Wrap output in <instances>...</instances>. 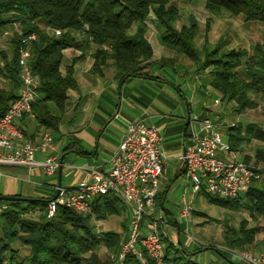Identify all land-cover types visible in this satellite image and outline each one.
I'll return each mask as SVG.
<instances>
[{"label":"trees","instance_id":"trees-1","mask_svg":"<svg viewBox=\"0 0 264 264\" xmlns=\"http://www.w3.org/2000/svg\"><path fill=\"white\" fill-rule=\"evenodd\" d=\"M197 1L0 0V37L12 25H20L19 32L10 41L11 52L0 51V77L9 84L7 89L0 90V119L19 97L22 86L19 66L21 41L33 34L37 40L31 45L30 64L39 79V86L38 99L32 104V114L39 127L53 136L60 134L62 117L68 107V92L78 87L74 65L67 68L65 75L61 72V66L64 51L75 46L79 36L86 39L81 48L94 51V64L90 70L92 75L104 78L109 62H112L111 68L120 74L122 84L130 78L163 81L153 75L154 69L176 63L165 58L154 60L153 48L148 40L151 16L160 29L162 45L188 59L199 71L209 70L212 88L225 101L234 102L237 113L256 109L258 103L252 99V95L264 98V35L253 54L247 50H225L222 41L211 47L207 39L199 49L195 45L200 30L196 17H190L189 25L177 28L182 21L177 3L193 4ZM204 1L210 15L206 20L207 32L211 30L213 18L220 17L223 11L233 17L243 16L248 22L264 24V0ZM38 21L45 22L48 29H42ZM54 30H61L62 34L57 36L52 32ZM51 105L60 115L52 112ZM228 134V144L236 153L244 143L253 140L264 143V130L255 123L246 126L236 124ZM77 146L72 143L64 148L61 156L63 165L71 153L82 158L98 154L88 153ZM244 162H253L254 166L264 164V146L257 149L254 161L246 158ZM259 172L264 174V171ZM63 175L64 168L62 180ZM263 180L254 181L249 191L237 198H223L204 189L201 194L211 205L235 211L245 209L257 220L264 218V190L259 186ZM53 187L51 196L47 198H36L33 202H3L8 209L0 214V264H118L122 244L127 238L113 232L97 233L95 222L121 216L126 205L109 195L95 200L91 213L87 215L72 208L59 207L55 217L50 219L47 211L48 204L56 194L55 185ZM160 206L161 202L158 204ZM33 211L39 212L38 219L29 217ZM258 232L259 228L250 226L246 219L241 221L238 229L228 222L224 225V246L230 251L247 250L255 243ZM162 241L165 245L164 262L196 264L167 237H162ZM18 243L29 248V255L19 257V251L15 249ZM101 247L115 255L116 261L103 262L99 255ZM147 261L148 264H157L149 257ZM123 264L141 263L129 255Z\"/></svg>","mask_w":264,"mask_h":264},{"label":"built area","instance_id":"built-area-1","mask_svg":"<svg viewBox=\"0 0 264 264\" xmlns=\"http://www.w3.org/2000/svg\"><path fill=\"white\" fill-rule=\"evenodd\" d=\"M60 36L61 30L52 31ZM37 40L35 34L21 41L19 66L21 68V90L16 101L10 104L6 115L0 119V166L23 167L29 171L42 170L49 177H56L61 167L57 143L53 135L45 130L29 136L16 125V121L32 114V104L38 99L39 79L30 64L31 45ZM211 120L200 121L192 131L190 143L184 144L181 159L186 166L185 178L195 194L204 189L207 193L223 198H237L247 193L254 181L262 179L259 170L239 159L228 143L223 141L222 129L232 128ZM224 152L228 160L218 158ZM39 154L43 157H39ZM168 157L162 147L160 129L149 125L144 118L127 125L119 147L113 152L109 168L103 165L72 167L75 174H84L70 186L58 187L55 182V197L48 204V218L55 217L59 207H68L78 213H91V205L101 197L112 195L122 201L130 212V230L122 244L118 264H123L130 255L141 264H148L147 257L164 263L166 219L155 215V199L159 185L167 173ZM8 205L0 202V214ZM192 212L185 205L183 215ZM239 262L264 264V253L232 251ZM147 256V257H146Z\"/></svg>","mask_w":264,"mask_h":264},{"label":"crops","instance_id":"crops-1","mask_svg":"<svg viewBox=\"0 0 264 264\" xmlns=\"http://www.w3.org/2000/svg\"><path fill=\"white\" fill-rule=\"evenodd\" d=\"M37 24L42 29H48L46 23L43 21H38ZM206 39L207 38H205V40ZM85 40V37L79 36L77 39V44L64 51L63 63L61 66V72L65 75L67 68L71 65H74L75 79L77 81L78 87L76 90H70L68 92L69 100L65 116L68 117L71 114L72 116L73 114H77L79 112V107L84 105V110L81 111L82 117L80 123L74 126V119H70L68 123L70 127L79 129L87 126L90 119L94 118V115L92 116L93 111L98 108L101 109L99 99L102 98L107 92L108 86L111 87L112 90H116L118 89V82H121L122 80L120 74L113 68H111L113 64L112 62H109V69L106 70L104 78L94 76L90 73V70L94 64V59L92 56L94 51L84 50L81 48ZM220 41L223 42V39H220L219 42ZM209 45L211 46L210 43ZM224 49L230 50L226 49L225 46ZM247 51L249 52V50ZM155 57L156 56L154 53V60L158 61L164 58L161 57L157 59ZM192 65L195 66L193 63ZM182 68L187 70V74L189 72L194 74L196 79L198 80H201L204 77H206V80H209L208 87L210 88L211 92L216 95L214 103L215 106L226 104L222 113H215V119L216 121H218L215 123L219 125L224 124L226 126H234L238 124L236 119L245 117L247 115L246 112L237 113L235 111L236 104L234 102L225 101L223 99V96L212 88V79L209 70L202 72L199 71V68L197 66H195L194 69H191V66L190 68ZM130 79H127L122 84V86H125ZM153 82L164 83V80ZM202 88L205 87L202 86ZM205 89L206 92L210 94L208 92L209 89ZM252 99L257 102L258 105L260 104V102H264V98L260 96L252 95ZM97 101L98 103H96ZM182 102L183 103L181 106L187 103L188 109L190 111L191 106L187 99L183 98ZM148 106H144V110H136L138 111V115L135 118L132 117L128 120L117 146H115V148L110 153V159L114 150L117 149L120 143L122 142L127 125L129 123L137 119L144 118L146 119L149 125H155L160 129L162 137V147L168 157V162L166 177L161 180L158 194L156 196L157 202L155 203V215H163L167 220L168 225L165 227V233L168 240L172 242L174 246L182 249L186 253L188 259L191 260L193 263L201 264L202 262L200 260V254L205 251L217 250L222 253L227 252V249L224 246V225L229 222L230 226L236 228L235 225L232 224L233 216L230 215V210L222 209L217 206L211 205L201 193L195 194L192 191L191 185L189 184H187V186L185 187L182 196L179 198V201L177 202V204H175V206L172 205V202L169 200V198L175 184H177L180 179L185 177L186 166L184 161L181 159V156L184 151V144L190 143V137L192 131L194 130L193 128L195 127V129H197L199 127L200 121L213 120L210 115H214V111L212 109L205 108L201 115L202 118H198L199 116L191 118L190 112L188 114V117H186L185 114H182L180 116H173V114H171V116L167 117L162 114L148 115L146 112L148 110ZM103 107L107 110L108 113H111L113 111L112 108H110L108 105ZM88 112H90L91 114L87 115ZM230 113H234L235 116L231 120H229ZM227 120L230 122H227ZM219 121H221V123ZM251 123L259 125L264 130V123L262 122H250L245 124V126ZM16 125L24 129L29 136H36L41 132L45 131L44 128L39 127V124L35 120V118H32L30 116L17 120ZM228 131L229 129L227 128L222 129L223 141L226 143H228L229 139ZM78 132L79 130H75L74 134ZM59 135L60 137H58L57 135L53 137L56 140L58 154L61 158L64 148L74 142L70 140L71 137L69 135H67L64 131H61V128ZM85 139L87 143L94 144L93 142L95 140L93 139L91 134H87L85 136ZM75 144L78 145L77 147H82L86 152L91 153L89 150H86L83 145L79 143ZM261 146H264V143L259 142L257 140H253L249 143H244L240 151L238 152L239 159L244 161V159L246 158H251L254 161L257 149ZM252 147H256V150H252ZM95 152L98 153V151ZM39 157H43V155L39 154ZM218 158L224 161L228 160V156L224 152H219ZM83 159L85 160V163L82 165L83 167L103 165L105 169L109 168L110 159H102L101 157H99L98 154L95 157ZM75 175L77 179H80L82 176H84V174L81 175L79 173H76ZM56 181H58V175L56 177H49L42 170L29 171L27 168L23 167L0 166V197H22L26 199H36L40 197L47 198L51 196V192H53V186L55 185ZM160 202L161 206L159 208L158 204H160ZM185 205H190L192 207V212L188 216L183 215V208ZM172 208L177 210V212L174 213L172 211ZM125 210V215H121L119 217H108L104 220L95 222V226L97 228L98 233L113 232L123 237L127 235L126 237H124L127 238L130 230V212L127 208ZM35 212L36 211L31 212L29 217L34 219ZM219 212H223L227 216L218 217L217 214ZM98 228H101L103 231L100 232L101 230H99ZM263 243L264 241H259L256 237V241L250 246V249L262 253L264 252ZM15 249L19 251V257H25L29 255L30 252L28 247L22 246L19 243L16 244ZM163 264L169 263L164 262ZM221 264L226 263L223 262Z\"/></svg>","mask_w":264,"mask_h":264},{"label":"rangeland","instance_id":"rangeland-1","mask_svg":"<svg viewBox=\"0 0 264 264\" xmlns=\"http://www.w3.org/2000/svg\"><path fill=\"white\" fill-rule=\"evenodd\" d=\"M205 5L206 3L204 0H199L193 4L188 2H178L177 6L180 8L182 21L177 24V28L180 29L185 25H189L190 17L194 16L199 23L200 29L199 34L195 38V45L199 49L203 47L205 38L209 40L211 46H216L219 40L223 39V46H225L226 49H246L249 50L250 54H253L255 46L262 42L264 24L260 22H248L243 16L233 17L227 11H223L220 17L213 18L211 30L207 32L206 20L210 15L206 11ZM151 18V21L148 22V38L153 46L156 56L155 58L159 59L164 57L167 59H176V64L174 66L167 64L162 68L156 67V69H154L153 75L163 79L164 83L131 78L125 86H122V81L118 82V89L116 90H112L111 87L108 86L107 92L99 99L101 109L98 108L93 111L92 116L94 115V118H91L87 126L84 128H73L68 124L70 119L75 120L73 123L74 126L80 123L82 117L81 111L84 110V105L79 107V112L77 114H73V116L71 114L68 117L64 114L62 117L61 131H64L69 135L72 142L83 145L86 150H89L90 152L98 151V155L102 159H110V153L115 146H117L128 120L132 117L135 118L138 115V111L136 110H144V106L149 105L148 110L146 111L148 115L162 114L169 117L171 114H173V116L185 114L186 117H188L190 112L191 118L198 116V118H202L201 115L204 109L208 108L214 111V115H210L213 119L212 122H218L215 119V113H222L226 105L221 104L220 106H215L216 95L213 94L208 87L209 80H206V77L198 80L194 74L190 72L187 74V70L182 67L190 68L191 66V69H194L195 66H193L188 59L179 56L177 52L166 48L161 42H159L160 29L156 22L153 21V16H151ZM19 30L20 25L18 23L5 30L0 37V51H6L8 54L11 52V38L16 32H19ZM202 86L208 88L210 94H208L206 89L202 88ZM8 87V82L0 77V89H7ZM183 98H186L189 102L191 106L190 111L187 103L181 106ZM96 103H98V101ZM102 105H108L113 111L108 113ZM51 109L54 114L60 115L54 105H51ZM246 113L247 115L245 117L236 119L238 124L245 126V124L250 122L264 123V102H260L256 109L248 110ZM90 114V112L87 113V115ZM234 117V113H230L229 120ZM219 122L221 123V121ZM227 122L230 121L227 120ZM193 129H195V127ZM75 130H79V132L74 134ZM87 134L92 135L95 140L93 142L94 144L86 142L85 136ZM57 136L60 137L59 134ZM251 149L256 150V147H252ZM84 163L85 160L75 153H71L66 157L62 180L63 186H70L77 180L75 170L72 169V167H83L82 165ZM255 167L259 171H264V164ZM263 179L264 174H262L261 180ZM187 184L185 177L175 184L169 198L172 205L175 206V204H177ZM259 186L264 190V180L261 181ZM172 211L174 213L177 212V210L173 208ZM125 213L126 210L122 215H125ZM34 215V219H38L39 212L36 211ZM217 215L218 217L227 216L223 212H219ZM230 215L233 216L232 224H234L236 228L239 227L243 219H246L250 226L258 227L260 232L257 235V239L259 241H264V218H256L257 220H254L245 209L238 211L230 210ZM167 225L166 220V226ZM98 229L101 230L100 232L103 231L101 228ZM126 236L127 235L124 237ZM246 251H250L255 255L261 254V252H256L250 248ZM223 254L225 253L217 250L205 251L200 254L201 264H221L223 262L226 264L240 263L232 251L227 250V255ZM99 255L103 262L116 261V256L109 253L105 247H101Z\"/></svg>","mask_w":264,"mask_h":264},{"label":"water","instance_id":"water-1","mask_svg":"<svg viewBox=\"0 0 264 264\" xmlns=\"http://www.w3.org/2000/svg\"><path fill=\"white\" fill-rule=\"evenodd\" d=\"M121 1V0H118ZM61 167L58 171V187H61L62 185V174H63V158L60 161ZM56 198V197H55ZM33 199H25L22 197H6V196H2L0 197V202H15V203H22V202H33Z\"/></svg>","mask_w":264,"mask_h":264}]
</instances>
